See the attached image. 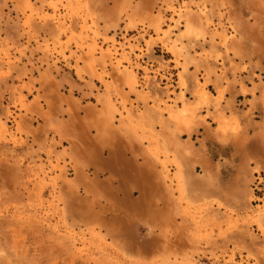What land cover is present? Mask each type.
<instances>
[{"label":"rangeland","instance_id":"obj_1","mask_svg":"<svg viewBox=\"0 0 264 264\" xmlns=\"http://www.w3.org/2000/svg\"><path fill=\"white\" fill-rule=\"evenodd\" d=\"M256 130L264 0H0V264H264Z\"/></svg>","mask_w":264,"mask_h":264},{"label":"crops","instance_id":"obj_2","mask_svg":"<svg viewBox=\"0 0 264 264\" xmlns=\"http://www.w3.org/2000/svg\"><path fill=\"white\" fill-rule=\"evenodd\" d=\"M254 133L255 137L252 139L251 144L253 145V149H251V145L246 146L248 155L246 158L243 157L239 160L238 166H241L243 169H248L249 167L252 169L258 168L261 172H264V133L259 130H256ZM261 134L263 137L260 136ZM89 151H92L93 156L98 158L95 163L96 167L108 168L110 169V172H115L116 170L125 172V178L121 182V185H124L125 188H127V186L131 188L142 186V189L148 187L150 182L146 180L139 165L136 164L138 161L129 159L126 156V146L113 145L108 151H105L104 147L99 145H95L93 149L86 146L85 152L89 153ZM250 151L256 154L252 156ZM106 162L109 163V166H106ZM119 162H123V164H120ZM112 183V188H116L114 184L115 181H112Z\"/></svg>","mask_w":264,"mask_h":264}]
</instances>
